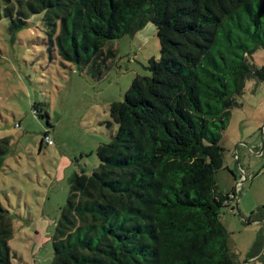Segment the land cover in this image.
<instances>
[{
    "label": "trees",
    "instance_id": "1",
    "mask_svg": "<svg viewBox=\"0 0 264 264\" xmlns=\"http://www.w3.org/2000/svg\"><path fill=\"white\" fill-rule=\"evenodd\" d=\"M34 14L50 49L94 78L116 55L111 41L148 21L161 46L151 75L111 103L118 130L97 147L99 165L71 175L51 264H238L221 220L238 193L219 191L216 173L246 80L264 81L250 59L264 47V0H0L12 33ZM8 150L0 139V169ZM12 220L0 201V264H14Z\"/></svg>",
    "mask_w": 264,
    "mask_h": 264
},
{
    "label": "rangeland",
    "instance_id": "2",
    "mask_svg": "<svg viewBox=\"0 0 264 264\" xmlns=\"http://www.w3.org/2000/svg\"><path fill=\"white\" fill-rule=\"evenodd\" d=\"M41 18L32 15L15 33L10 19L0 18V139L9 141L0 201L13 218L14 264H51L53 233L71 175H91L99 165L97 147L118 130L111 103L124 100L137 75H151L146 66L159 59L161 49L156 25L148 21L136 33L111 41L116 55L105 75L94 78L65 60L57 45L50 49ZM250 59L262 66L264 47ZM238 101L221 141L224 165L216 173L219 191L235 190L238 197L221 220L236 262L264 264V81L249 77ZM35 104L48 119L35 113ZM256 241L263 242L250 257Z\"/></svg>",
    "mask_w": 264,
    "mask_h": 264
},
{
    "label": "built area",
    "instance_id": "3",
    "mask_svg": "<svg viewBox=\"0 0 264 264\" xmlns=\"http://www.w3.org/2000/svg\"><path fill=\"white\" fill-rule=\"evenodd\" d=\"M45 140H46V142L49 143V144L52 143V140L50 139V137H49L48 135L45 136ZM243 178H244V177H243ZM239 184H240V181L237 182V185H239Z\"/></svg>",
    "mask_w": 264,
    "mask_h": 264
}]
</instances>
